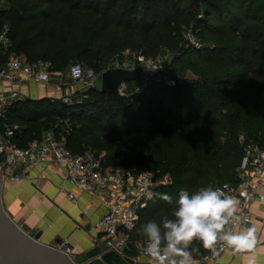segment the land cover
<instances>
[{
	"label": "trees",
	"instance_id": "obj_1",
	"mask_svg": "<svg viewBox=\"0 0 264 264\" xmlns=\"http://www.w3.org/2000/svg\"><path fill=\"white\" fill-rule=\"evenodd\" d=\"M7 2V8H0V33L6 30L11 50L28 61H49L53 71L74 61L99 69L125 36L126 44L146 55L153 47H168L181 62L176 71L193 74L192 79L176 76L173 87L157 84L131 99L98 88L70 106L61 100L26 99L12 104L0 119V132L17 126L13 141L19 147L48 131L63 132L75 154L98 155L103 147L98 133L113 140L148 141L153 154L134 155L124 169L170 174L172 183L155 193L170 195L173 203L154 195L139 213L132 240L143 239L141 224L171 216L181 189L192 193L236 182L240 133L264 147V0ZM190 26L203 44L200 49L184 48L181 31ZM64 120L70 122L67 128L59 123ZM115 158L104 153L102 164L109 166ZM204 250L200 244L197 252Z\"/></svg>",
	"mask_w": 264,
	"mask_h": 264
},
{
	"label": "built area",
	"instance_id": "obj_2",
	"mask_svg": "<svg viewBox=\"0 0 264 264\" xmlns=\"http://www.w3.org/2000/svg\"><path fill=\"white\" fill-rule=\"evenodd\" d=\"M8 5L7 0H0V8ZM194 43V42H193ZM192 48L202 46L195 44ZM170 56L164 48L157 57L146 55L142 48H127L115 55L113 61L103 64L99 69L81 64H70L66 76L75 84L71 92L61 95L64 83L59 80L53 84V95L50 101L61 100L66 105L81 104L88 98L92 89L97 88L95 79L101 77L108 69L134 70L139 68L138 79L123 82L115 90L122 98H131L153 88L157 84L168 87L176 85V79L170 73V64L166 59ZM58 72L46 60L28 61L22 55L11 50V42L6 30L0 33V119H5L8 109L15 102L29 99L23 88L31 83L42 85L52 80ZM134 82H138L134 86ZM99 90V89H98ZM17 127L5 126L0 132V176L2 181L18 182L29 178V171L39 169L37 178H41L40 170L48 164L55 165L62 172L64 182L79 189L89 196V202L98 201L102 212L95 223L97 233L92 237L93 244H104L121 256L134 260V264H152L150 257L145 256L136 247L131 234L139 220V213L152 200L148 192L155 191L172 183L168 173L151 170L131 172L121 167H109L102 164L104 153L95 155L91 152L75 154L67 146L64 138H57L51 133H43L40 139L30 141L25 147H19L13 141ZM237 141L242 155L236 168V182L222 183L217 187L239 201L238 215L249 224L251 212L249 206L253 202H264V147L252 138L240 133ZM227 185V188L224 186ZM59 190L63 191V184ZM154 196V195H153ZM66 198L76 202L71 192ZM153 198V197H152ZM233 230L238 231L242 223H233ZM142 241L143 239H139ZM199 241H193L192 249H198ZM227 251H237L233 247L218 242L214 249L193 252L196 264H217L218 259Z\"/></svg>",
	"mask_w": 264,
	"mask_h": 264
},
{
	"label": "crops",
	"instance_id": "obj_3",
	"mask_svg": "<svg viewBox=\"0 0 264 264\" xmlns=\"http://www.w3.org/2000/svg\"><path fill=\"white\" fill-rule=\"evenodd\" d=\"M27 89L24 87L23 91L27 93ZM43 89L44 94L29 99L53 95V90ZM38 172L39 169H32L28 179L18 182L3 181L1 201L5 211L23 230L40 231V242L58 247L56 241L61 240L71 244L73 252L83 251L92 244V237L97 233L95 223L102 212L100 203H90L88 195L64 182L61 170L55 165H45L40 170L41 178H37ZM60 184L63 191L59 190ZM66 192H71L76 202L68 200ZM249 210L251 222L248 225L255 228V247L241 253L227 251L217 264H264V202H253Z\"/></svg>",
	"mask_w": 264,
	"mask_h": 264
},
{
	"label": "clouds",
	"instance_id": "obj_4",
	"mask_svg": "<svg viewBox=\"0 0 264 264\" xmlns=\"http://www.w3.org/2000/svg\"><path fill=\"white\" fill-rule=\"evenodd\" d=\"M153 195L173 203L168 194L147 193L149 199ZM238 205L239 201L220 187H199L192 193L181 189L170 217L140 225L138 231L144 239L136 241V247L152 264H196L193 241L205 249H214L222 242L237 251L251 250L256 245L255 228L237 214ZM233 223H242V230H233Z\"/></svg>",
	"mask_w": 264,
	"mask_h": 264
},
{
	"label": "water",
	"instance_id": "obj_5",
	"mask_svg": "<svg viewBox=\"0 0 264 264\" xmlns=\"http://www.w3.org/2000/svg\"><path fill=\"white\" fill-rule=\"evenodd\" d=\"M140 69H108L102 72L99 91L112 94L123 82L138 79ZM0 176V264H134V260L108 250L102 243L73 252L68 242L57 240L58 247L39 241L40 231H25L5 211L1 201ZM251 251V250H248Z\"/></svg>",
	"mask_w": 264,
	"mask_h": 264
},
{
	"label": "rangeland",
	"instance_id": "obj_6",
	"mask_svg": "<svg viewBox=\"0 0 264 264\" xmlns=\"http://www.w3.org/2000/svg\"><path fill=\"white\" fill-rule=\"evenodd\" d=\"M9 6V4L7 5ZM7 6L5 8H7ZM199 17H202V15H199ZM6 27V24H5ZM181 39L183 40V43H187V45H184V48L186 49L188 46H195V44H198L200 46H203V44L201 43V41L196 37L195 33L191 32V26L190 27H183L182 31H181ZM123 43H120L117 50H115L113 52L112 55H110L108 57L107 63L113 61V59L115 58L116 54L121 53L122 51H124L127 48H132L131 44H126V42H129L127 37L123 36V38H121L120 40ZM194 42V43H193ZM168 48V47H167ZM164 47L165 50H167L170 54V56L166 59V64H170V73L171 75H173L175 78L176 76H182V77H186V78H194L193 74L189 71V70H185L183 73L179 74L176 69H178L179 64H181V62L179 60L176 61V53L172 52L169 48L167 49ZM201 48V47H200ZM199 48V49H200ZM196 50L198 48H195ZM178 54V50L176 51ZM185 51H182V53H184ZM160 54V50L155 49V47H153L152 49H150V54H148V56L150 57H157ZM72 63H78L81 64L84 67H87L88 64L84 63V62H80V61H74V62H69L67 64V66L64 68L63 71H59L57 74L54 75V77L52 78V80L48 83L42 84V85H34V84H27L25 87L28 88L27 91V96L29 98L32 97H37L40 96L42 94H44V87L46 88L47 91H52L53 90V84L59 80H62V82L64 83L63 87L61 88V95L64 94L65 92H71L74 88H75V84H73L72 82H70V80L67 78L66 76V70L67 67L72 64ZM138 82H134V86L137 85ZM95 85L96 87L99 89L100 88V77H97L95 79ZM157 85L156 81L154 80V84H153V88H155ZM44 86V87H43ZM40 91H39V89ZM157 90V89H156ZM118 96V95H117ZM127 99V98H124ZM131 99V98H128ZM50 100V99H49ZM125 101V100H124ZM70 106V105H69ZM142 112H144V114L147 112L145 110H142ZM61 122V124L63 126H65L67 128L68 125H70V122H67V120L64 121H59V123ZM16 126V125H15ZM93 127L97 126V125H92ZM17 127V126H16ZM49 133H51L52 135H54L57 138H64L65 139V135L63 134V132H59L57 133V135L54 132L48 131ZM47 133V132H44ZM113 137L110 135H105L102 133H98V139L99 142H103V147L101 148V150L99 151L100 153H105V154H111V155H115L116 158L114 159V162L109 164V167H121V168H127L130 159L134 156L137 155L139 157V159L143 158V156L146 155H152L153 151L152 148L150 147L151 145L149 143H147L148 141L145 142V139H139V137H130V138H126V139H112ZM110 142H112V146L111 149L108 151L106 148L110 145ZM149 146H148V145ZM88 151H85L83 154L87 153ZM91 153H95V151H91ZM144 239V238H143Z\"/></svg>",
	"mask_w": 264,
	"mask_h": 264
}]
</instances>
